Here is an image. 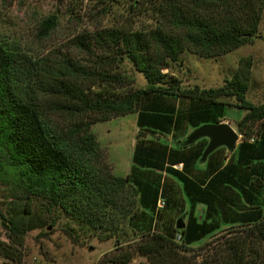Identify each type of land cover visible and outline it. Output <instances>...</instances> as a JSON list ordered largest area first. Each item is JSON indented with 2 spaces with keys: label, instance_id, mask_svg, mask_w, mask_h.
<instances>
[{
  "label": "trees",
  "instance_id": "obj_1",
  "mask_svg": "<svg viewBox=\"0 0 264 264\" xmlns=\"http://www.w3.org/2000/svg\"><path fill=\"white\" fill-rule=\"evenodd\" d=\"M143 2L152 6L154 27L104 29L93 36L95 46L109 55L100 62L102 69L70 58L46 69L0 36V181L10 185L15 199L10 216L2 214L13 242L0 240V255L22 264L15 251L24 237L49 224L34 212L35 200L78 226L67 229L70 236L103 230L114 237L120 234L119 218L142 233L136 244L125 246L118 238V251L102 264H129L138 255L148 259L140 264H264V102L248 99L251 59L220 87H183L164 72L179 64L185 51L212 58L252 44L260 37L264 0ZM56 24L49 17L41 30L49 34ZM79 45L93 51L91 44ZM125 62L144 76L146 87L126 94L92 90L97 81L125 87L127 76L113 72ZM229 99L247 111L238 122L245 138L231 150L236 155L226 157L220 147L203 160L210 139L188 144L189 132L221 123ZM61 113L71 121L65 132L50 121L51 114ZM131 113H138V135L132 173L123 178L101 165L92 128ZM257 123L251 140L245 129ZM124 190L129 199L122 204ZM178 194L188 203L185 212ZM160 198L164 209H158ZM199 205L205 207L202 219ZM177 210L187 219L181 229L178 221L165 219V212ZM213 237L204 249L209 250L194 254V244Z\"/></svg>",
  "mask_w": 264,
  "mask_h": 264
},
{
  "label": "rangeland",
  "instance_id": "obj_2",
  "mask_svg": "<svg viewBox=\"0 0 264 264\" xmlns=\"http://www.w3.org/2000/svg\"><path fill=\"white\" fill-rule=\"evenodd\" d=\"M134 1L136 0H0V36L29 57L41 61L46 69L54 70L65 58L88 66L95 65L100 69L102 67L100 62L106 60L109 55L95 46L93 39L95 34L104 29L138 30L156 25L151 4L140 0L139 3L142 4L133 7ZM49 17H55L57 24L49 34H46L41 30V26ZM259 36L252 44L220 57L205 58L185 51L179 64H175L172 69H165L164 72L179 79L183 87L195 85L203 88L220 87L227 79L233 78L240 67L251 59V87L248 99L255 104H261L264 102V15ZM80 41L91 44L93 51L84 50L79 45ZM113 72L127 76L125 87L120 88L116 83L97 81L92 90L96 93H104L105 90L110 89L111 92L126 94L127 91L147 86L144 76L134 70L128 62L118 64ZM227 102L231 106L227 108L226 117L222 122L230 124L239 133V145L245 136L241 134L238 122L244 118L247 111L238 108L235 99H229ZM137 120L138 113H131L108 121L101 120L93 126L92 133L99 139L100 163L108 173L123 178L131 175L138 135ZM50 121L64 132L71 126L66 113L51 114ZM259 127L260 123H257L251 128H246V137L251 135L249 138L254 140ZM194 130L191 129L189 135ZM225 148L226 157L237 154ZM9 186L4 181H0V240L7 243L13 242V238L11 231L4 225L2 214L10 216L9 212L13 210L12 204L15 201ZM126 187L129 193L133 194L131 185ZM179 197L178 194L179 204L185 206L183 210L185 212L189 208L188 203ZM121 199L122 204L129 199L126 190L123 191ZM26 204L24 203L23 206ZM34 204V212L42 216L41 221L47 220L49 224L44 228L29 231L24 237L23 246L15 251L17 257L22 259V264H102L105 256L111 257L118 251L120 246L117 245L118 238L125 246L141 240V232L135 231L131 225L124 222V219L117 220L118 212L115 220L117 225L119 221L121 224L119 235L108 238L111 233L109 231L90 230L85 233L78 230L74 236H70L67 229L78 226L60 213L62 211L58 209L54 211L55 213H48L39 202L34 200ZM181 212L180 210L165 212L166 221L173 223L182 218L186 224L187 219L181 216ZM197 215L201 219L204 218L205 207L199 205ZM53 218L58 220L54 226L50 224ZM217 237L194 244V254H203L209 250L204 249ZM102 238L105 240H101ZM180 238L177 239L180 241ZM141 262L147 263V257L138 255L129 264ZM0 264L19 263L0 255Z\"/></svg>",
  "mask_w": 264,
  "mask_h": 264
},
{
  "label": "water",
  "instance_id": "obj_3",
  "mask_svg": "<svg viewBox=\"0 0 264 264\" xmlns=\"http://www.w3.org/2000/svg\"><path fill=\"white\" fill-rule=\"evenodd\" d=\"M209 138L210 142L204 152L203 160L220 147H227L230 151L235 150L239 140V133L228 123L221 122L219 124H205L195 129L187 139L188 144H193L201 138ZM186 226L182 218L178 220L177 227L179 229Z\"/></svg>",
  "mask_w": 264,
  "mask_h": 264
},
{
  "label": "built area",
  "instance_id": "obj_4",
  "mask_svg": "<svg viewBox=\"0 0 264 264\" xmlns=\"http://www.w3.org/2000/svg\"><path fill=\"white\" fill-rule=\"evenodd\" d=\"M176 167L182 169L183 168V164H180V165H178ZM165 206H166V201L163 198H160L159 201H158V209H164Z\"/></svg>",
  "mask_w": 264,
  "mask_h": 264
}]
</instances>
